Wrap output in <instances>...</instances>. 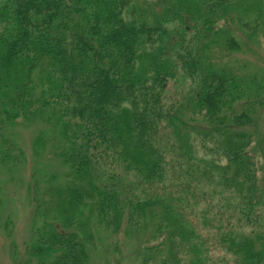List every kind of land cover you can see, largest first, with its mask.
<instances>
[{
    "label": "trees",
    "instance_id": "obj_1",
    "mask_svg": "<svg viewBox=\"0 0 264 264\" xmlns=\"http://www.w3.org/2000/svg\"><path fill=\"white\" fill-rule=\"evenodd\" d=\"M0 264H264V0H0Z\"/></svg>",
    "mask_w": 264,
    "mask_h": 264
},
{
    "label": "rangeland",
    "instance_id": "obj_2",
    "mask_svg": "<svg viewBox=\"0 0 264 264\" xmlns=\"http://www.w3.org/2000/svg\"><path fill=\"white\" fill-rule=\"evenodd\" d=\"M3 180H8V179H6V178H3ZM15 186L13 185V188H14ZM120 238H122V236L120 237ZM120 241H124V240H122V239H119ZM99 259V258H98Z\"/></svg>",
    "mask_w": 264,
    "mask_h": 264
}]
</instances>
